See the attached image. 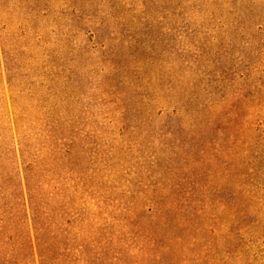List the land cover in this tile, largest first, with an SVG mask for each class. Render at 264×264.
Masks as SVG:
<instances>
[{
  "label": "rangeland",
  "instance_id": "obj_1",
  "mask_svg": "<svg viewBox=\"0 0 264 264\" xmlns=\"http://www.w3.org/2000/svg\"><path fill=\"white\" fill-rule=\"evenodd\" d=\"M0 264H264V0H0Z\"/></svg>",
  "mask_w": 264,
  "mask_h": 264
}]
</instances>
